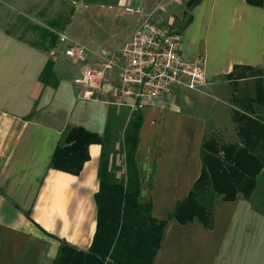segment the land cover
I'll return each instance as SVG.
<instances>
[{"label":"crops","instance_id":"crops-1","mask_svg":"<svg viewBox=\"0 0 264 264\" xmlns=\"http://www.w3.org/2000/svg\"><path fill=\"white\" fill-rule=\"evenodd\" d=\"M22 1L35 7L32 0ZM189 1L115 0L110 5L108 0H81L91 20H103L95 29L130 32L113 47L97 43L93 35L86 37L87 47L76 41L98 57L115 54L148 15L157 26L175 31L190 18L180 33L179 51L185 61L200 63L205 86L198 92L175 89L139 111L134 155L138 202L150 204L156 220H165L199 178L207 136L222 132L225 139L228 131L234 141L224 144L239 143L225 77L236 68L260 72L237 81L250 97L255 96L254 82L264 80V7L246 0H200L188 9ZM126 7L143 14L130 16ZM52 50L0 28V264H52L63 243L81 252L89 249L96 230L102 147H88L89 160L77 176L51 169V159L71 128L110 138L130 118L129 108L112 95L119 86L116 73L97 101L78 100L79 68L63 57L59 44ZM92 54L89 63H97ZM115 162L121 166L123 157ZM211 215L210 229L197 221H168L152 264H264V168L249 199L215 197Z\"/></svg>","mask_w":264,"mask_h":264},{"label":"trees","instance_id":"trees-1","mask_svg":"<svg viewBox=\"0 0 264 264\" xmlns=\"http://www.w3.org/2000/svg\"><path fill=\"white\" fill-rule=\"evenodd\" d=\"M95 0H83L92 3ZM200 0H190V9ZM249 5L264 7V0H246ZM106 3V1H103ZM190 18L184 19L177 33L187 26ZM236 68L225 77L231 89L232 122L238 144H220L216 138H205L201 144L200 176L188 196L175 204L165 220L152 217L150 204L138 202L139 183L134 155L140 128V112L130 115L123 130L120 156L123 164L105 150L109 137L71 128L63 144L52 156L50 168L77 176L89 160L88 147H102L98 170L99 188L94 196L96 207V230L91 246L86 252L61 244L52 264H152L160 247L164 228L168 221L187 225L200 222L204 228L212 226L211 206L215 197L232 202L241 196L249 199L255 189L256 179L264 168V115L255 114V107L264 110V80L254 82L255 96L239 90L238 80L254 78L250 69ZM239 71V72H238ZM117 171H123L118 179Z\"/></svg>","mask_w":264,"mask_h":264},{"label":"built area","instance_id":"built-area-1","mask_svg":"<svg viewBox=\"0 0 264 264\" xmlns=\"http://www.w3.org/2000/svg\"><path fill=\"white\" fill-rule=\"evenodd\" d=\"M130 16H141L140 8L126 7ZM63 57L79 68L75 80L77 98L97 101L98 93L117 74L119 86L112 88L118 104L130 113L141 111L147 104L170 95L175 89L198 92L205 86L204 70L199 62H187L180 54V34L164 29L148 15L131 39L115 54L97 57L89 63V50L65 34H57Z\"/></svg>","mask_w":264,"mask_h":264},{"label":"rangeland","instance_id":"rangeland-1","mask_svg":"<svg viewBox=\"0 0 264 264\" xmlns=\"http://www.w3.org/2000/svg\"><path fill=\"white\" fill-rule=\"evenodd\" d=\"M32 1L35 7L29 8L24 6L22 0H0V28L22 41L42 43L43 49L46 51L50 52L55 48L57 34H65L86 47L89 44L86 37L90 35L94 36V41L97 43L101 44L105 41L109 47L122 43L129 36V29H125L126 32L117 30L115 27H105L101 31L95 29L96 22L102 23L103 20L101 17L94 21L91 20L85 13V4L81 0H38V7L36 6L37 1ZM108 3L112 5L115 0H108ZM105 11L107 10L105 9ZM93 31L94 33H91ZM92 55L98 57L95 54ZM255 111L258 116L264 114V111L257 107ZM123 130V128H119L115 136L110 135V140L105 145L106 152L115 161L120 159ZM225 134L227 137L225 139L222 132L214 133L212 137L216 138L220 144H224L226 139L234 141L232 133L226 131ZM116 166L118 168L117 163ZM117 177L122 179L121 171H117Z\"/></svg>","mask_w":264,"mask_h":264}]
</instances>
